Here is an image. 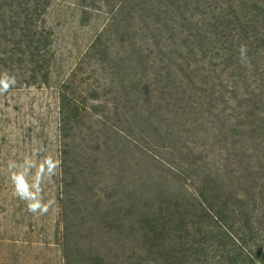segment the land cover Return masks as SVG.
Instances as JSON below:
<instances>
[{
    "label": "trees",
    "instance_id": "obj_1",
    "mask_svg": "<svg viewBox=\"0 0 264 264\" xmlns=\"http://www.w3.org/2000/svg\"><path fill=\"white\" fill-rule=\"evenodd\" d=\"M239 17L231 0H123L107 40L91 46L123 76L112 118L93 125L87 97L79 108L59 94L54 217L37 215L35 228L60 246L61 264L264 263V79L247 105L190 69L215 28L257 67L258 18ZM30 58V76L44 78L45 61ZM15 63L0 49V73ZM232 97L245 107L227 108Z\"/></svg>",
    "mask_w": 264,
    "mask_h": 264
},
{
    "label": "rangeland",
    "instance_id": "obj_2",
    "mask_svg": "<svg viewBox=\"0 0 264 264\" xmlns=\"http://www.w3.org/2000/svg\"><path fill=\"white\" fill-rule=\"evenodd\" d=\"M231 1L240 13V24L243 25V20L258 18L262 34L248 39L259 44L257 48L253 46L259 49L257 67L249 64L250 52L241 58L243 43L227 36L228 30L215 28L212 39L194 51L193 59L197 63L190 69L205 76L206 87H215L227 97L241 93L244 103L249 105L253 100L248 99V92L261 83L260 78L264 79V31L261 30L264 0H245L244 5L238 0ZM122 2L0 0V49L13 62L16 60L15 65L5 71L16 83L7 92L0 93V264L62 263L61 248L55 244L52 233L47 234L51 241L39 235L35 228L39 214L27 211L25 202L15 194L8 165L27 157L37 160L45 154L58 159L62 90L74 96L79 108L87 97L84 104L88 110L84 115L93 125L103 117L112 118L107 109L114 108L113 91L123 76L112 69L105 53L99 58L91 46L97 40L102 44L107 40L109 23ZM16 17L26 20L27 25L16 22ZM27 42H31L30 46ZM113 43L112 38L108 39L107 45L113 47ZM96 47L102 51L100 45ZM36 55L45 61L44 78L30 76L31 69L39 71L38 65L31 64L30 56ZM261 64L263 76L255 75ZM262 85L264 90V81ZM88 88L93 89L89 98L85 90ZM245 104H237L232 97L225 106L237 105L243 109ZM215 159L218 161V156ZM56 175L42 185L44 199L51 203L49 217H54Z\"/></svg>",
    "mask_w": 264,
    "mask_h": 264
},
{
    "label": "clouds",
    "instance_id": "obj_3",
    "mask_svg": "<svg viewBox=\"0 0 264 264\" xmlns=\"http://www.w3.org/2000/svg\"><path fill=\"white\" fill-rule=\"evenodd\" d=\"M240 53L242 59L246 57V46H241ZM15 83V79L7 72L0 73V93L7 92ZM60 163L50 154H45L37 160L27 157L21 162L11 161L9 163L10 179L15 194L25 202L27 211L40 215L49 211L51 203L45 201L42 185L57 174Z\"/></svg>",
    "mask_w": 264,
    "mask_h": 264
}]
</instances>
